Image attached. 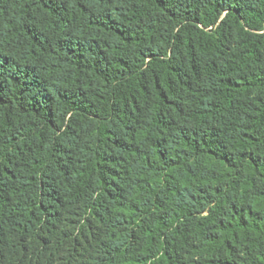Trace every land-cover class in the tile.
Masks as SVG:
<instances>
[{"label":"trees","instance_id":"obj_1","mask_svg":"<svg viewBox=\"0 0 264 264\" xmlns=\"http://www.w3.org/2000/svg\"><path fill=\"white\" fill-rule=\"evenodd\" d=\"M0 264H264V0H0Z\"/></svg>","mask_w":264,"mask_h":264}]
</instances>
